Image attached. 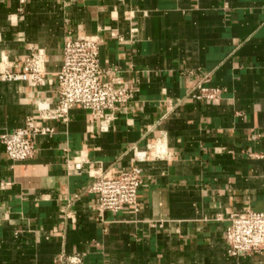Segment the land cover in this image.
I'll return each mask as SVG.
<instances>
[{"label": "crops", "instance_id": "crops-1", "mask_svg": "<svg viewBox=\"0 0 264 264\" xmlns=\"http://www.w3.org/2000/svg\"><path fill=\"white\" fill-rule=\"evenodd\" d=\"M69 35L99 36L134 99L105 134L80 108L38 122L30 161L0 141V264H264L226 242L229 214L264 212V0H0V65L47 58L43 86L0 79V139L56 108ZM206 78L220 100L191 97ZM79 162L139 168V210L99 219Z\"/></svg>", "mask_w": 264, "mask_h": 264}, {"label": "built area", "instance_id": "built-area-1", "mask_svg": "<svg viewBox=\"0 0 264 264\" xmlns=\"http://www.w3.org/2000/svg\"><path fill=\"white\" fill-rule=\"evenodd\" d=\"M101 43L99 36L69 35L65 39L63 65L56 75L57 106L51 109L39 104L36 114L27 119L23 128L1 137V144L11 161L24 162L36 157L37 138L53 133L49 127H40V121L67 123L70 112L80 108L91 114L99 125V132L105 134L110 131L118 114L131 104L134 99L131 89L120 80L105 81L107 72L101 66ZM46 74L47 58L42 52L25 59L21 69L5 61L0 65L1 80L26 82L31 87L43 86L47 81ZM209 82L210 79L206 78L191 97L206 102L220 100L222 90L208 87ZM69 169L76 174L87 172L91 181L87 192L95 197L94 212L102 221L108 214L123 213L127 209L139 210L138 196L144 184L143 172L139 168L110 172L102 166L79 162L70 165ZM226 221L230 257L264 256V212L247 210L231 213Z\"/></svg>", "mask_w": 264, "mask_h": 264}]
</instances>
